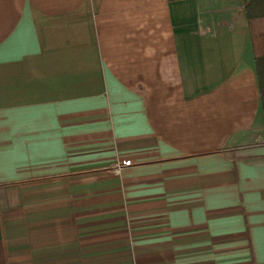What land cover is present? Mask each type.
<instances>
[{
    "label": "crops",
    "instance_id": "0c3cea01",
    "mask_svg": "<svg viewBox=\"0 0 264 264\" xmlns=\"http://www.w3.org/2000/svg\"><path fill=\"white\" fill-rule=\"evenodd\" d=\"M247 14L0 0V264H264Z\"/></svg>",
    "mask_w": 264,
    "mask_h": 264
},
{
    "label": "trees",
    "instance_id": "16d2710c",
    "mask_svg": "<svg viewBox=\"0 0 264 264\" xmlns=\"http://www.w3.org/2000/svg\"><path fill=\"white\" fill-rule=\"evenodd\" d=\"M247 1V25L255 57L264 56V0ZM264 95V90L261 89Z\"/></svg>",
    "mask_w": 264,
    "mask_h": 264
},
{
    "label": "built area",
    "instance_id": "2783aa9c",
    "mask_svg": "<svg viewBox=\"0 0 264 264\" xmlns=\"http://www.w3.org/2000/svg\"><path fill=\"white\" fill-rule=\"evenodd\" d=\"M126 160L125 159H119L113 164V170L118 171L120 165L125 164Z\"/></svg>",
    "mask_w": 264,
    "mask_h": 264
},
{
    "label": "rangeland",
    "instance_id": "374dc122",
    "mask_svg": "<svg viewBox=\"0 0 264 264\" xmlns=\"http://www.w3.org/2000/svg\"><path fill=\"white\" fill-rule=\"evenodd\" d=\"M263 98H264V95H263Z\"/></svg>",
    "mask_w": 264,
    "mask_h": 264
}]
</instances>
